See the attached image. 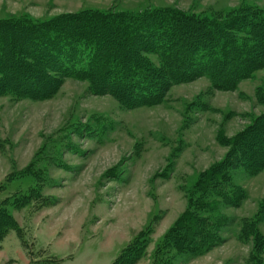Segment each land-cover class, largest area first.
<instances>
[{"label": "rangeland", "instance_id": "rangeland-1", "mask_svg": "<svg viewBox=\"0 0 264 264\" xmlns=\"http://www.w3.org/2000/svg\"><path fill=\"white\" fill-rule=\"evenodd\" d=\"M167 9L225 20L264 15V0H0V21ZM51 77L42 100L0 85V206L14 222L0 264H112L139 235L146 249L136 264H152L196 199L218 203L214 246L196 257L166 251L156 264H264V167L255 175L225 167L245 196L236 208L216 190L200 198L194 190L224 157L243 158L236 143L264 116V65L232 91L202 76L166 88L150 107Z\"/></svg>", "mask_w": 264, "mask_h": 264}, {"label": "trees", "instance_id": "trees-1", "mask_svg": "<svg viewBox=\"0 0 264 264\" xmlns=\"http://www.w3.org/2000/svg\"><path fill=\"white\" fill-rule=\"evenodd\" d=\"M148 55L156 56L158 66ZM263 65L264 15L254 13L217 20L167 9L141 15L85 13L45 21H0V85L29 100L50 96L54 75L86 80L93 92L117 96L129 107H150L166 88L202 76L214 90L232 91ZM236 145L243 158L229 155L217 163L194 186L198 198L216 190V196L233 208L244 200L225 167L241 166L250 175L261 171L264 116ZM196 200L166 233L152 264L166 251L196 257L214 246L223 220L217 215L218 203ZM12 228L14 222L0 206V241ZM142 237H135L112 264H136L146 249Z\"/></svg>", "mask_w": 264, "mask_h": 264}]
</instances>
